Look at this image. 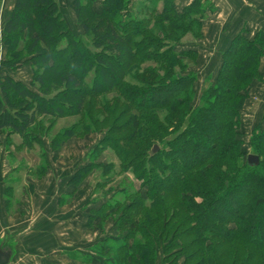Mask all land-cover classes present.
I'll return each mask as SVG.
<instances>
[{
  "label": "trees",
  "instance_id": "16d2710c",
  "mask_svg": "<svg viewBox=\"0 0 264 264\" xmlns=\"http://www.w3.org/2000/svg\"><path fill=\"white\" fill-rule=\"evenodd\" d=\"M72 5L81 35L60 0L15 1L3 27L1 66L30 65L33 76L30 84L1 78L0 132L8 141L19 134L20 148H34L60 118L74 117L50 137L52 149L74 136H105L73 184L94 169L105 184L128 171L142 181L145 194L129 185L123 199L92 209L89 225L99 218L104 226L110 208L120 215L117 236L94 244L102 264H264V127L249 138L258 165L248 163L240 138L242 111L262 79L264 33L234 38L194 104L199 53L184 44L202 37L212 3L195 0L181 12L174 0ZM107 149L119 159V173L114 163H97Z\"/></svg>",
  "mask_w": 264,
  "mask_h": 264
},
{
  "label": "rangeland",
  "instance_id": "374dc122",
  "mask_svg": "<svg viewBox=\"0 0 264 264\" xmlns=\"http://www.w3.org/2000/svg\"><path fill=\"white\" fill-rule=\"evenodd\" d=\"M99 6L100 3H97L98 8ZM64 17L66 19V15ZM76 25L69 26L76 35H81L83 30L77 22ZM185 40L191 41L185 42V48L198 50L200 47L202 53L197 64L192 67L197 73L194 100V104H197L203 87L215 80L218 71H216L217 68L208 67L214 63L213 59L208 58L209 55L205 49L209 43L205 45L201 43L198 46L197 42H193L195 40L192 37H186ZM263 119L258 118L251 122L247 120V122L253 128L258 125L264 127ZM75 120L74 117L60 118L50 137L56 135L60 129L74 123ZM243 130L245 131V128ZM244 131L241 130L240 138L244 142L243 149L250 154L249 138L253 130L249 135H246ZM14 136L10 141L7 139L6 142L0 143L3 149V151L0 150V157L2 156L0 173L4 174H0V234H2L0 238L9 241L16 251L15 262L12 261L11 264H77L70 260L71 258L82 264L89 258L95 259L93 255L81 252L105 236L116 237L115 220L120 215L116 212V208H110L107 210L108 219L103 223L104 226H98L99 218L94 224L89 225L92 209H98L105 203L114 204L117 199H123L124 188L129 185H133L145 194L146 189L142 181L137 179L132 171H128L123 175L115 176L113 181L105 184L106 176H103L102 170L94 169L74 191L76 196L62 202L60 196L67 188L66 182L80 167L91 163L94 147L101 142L105 136L104 133H92L84 137L74 136L55 150L51 148L48 136L43 139L47 141L50 150H45L44 145L40 147L38 143L34 148L20 149L18 145L20 139ZM96 161L97 163H114L116 173L121 171L120 161L111 149L105 150ZM42 165L47 168L44 172L40 169ZM9 182H11L9 185L11 188L4 191L6 183ZM68 250H75L78 254L67 256L66 251L71 253ZM91 251L96 254L93 248ZM159 256L161 258V252ZM100 258L103 259L101 262L105 260L103 257ZM97 261L99 262V258Z\"/></svg>",
  "mask_w": 264,
  "mask_h": 264
},
{
  "label": "crops",
  "instance_id": "0c3cea01",
  "mask_svg": "<svg viewBox=\"0 0 264 264\" xmlns=\"http://www.w3.org/2000/svg\"><path fill=\"white\" fill-rule=\"evenodd\" d=\"M15 1L16 0H0V80L5 76H12L17 80H20L26 84H30L33 76L32 67L30 65H27L23 69H19L17 71H12L1 66V60L4 59L6 54V48L3 45V27L6 20L10 16ZM174 1L177 10L181 12L184 8L192 4L195 0H174ZM203 1H208L212 3L214 6V11H209L207 17L203 21L202 37L193 42H197L198 46L201 43L204 45L206 43H209V45L206 46L205 49L208 52L209 55L208 58L210 60L213 59L214 63L212 66H208V67L214 69L217 68L216 71H219L222 63L223 53L230 47L234 38L238 34L243 33L248 39H254V37L258 32L264 33V0H203ZM60 5L63 15H66L67 23L70 26H75L77 19L73 10L72 0H60ZM203 40H205V43H203ZM198 53L200 57L202 55L200 47L198 48ZM205 56L207 55L205 54ZM260 73L262 75V79L254 81L252 88L250 90L249 98L246 102L245 108L242 111L241 117L243 121H242L241 130L243 132L244 131L243 128H245L244 132L246 133V135H249L251 131L254 129L253 126L247 122V120L251 122L252 120L254 121L257 120L258 118H264V58L261 61ZM7 135L8 133L0 132V143L7 141V137H8ZM13 135L17 136L18 139H20L18 145L19 147H21L22 137L19 134H12L11 137ZM43 145L45 150H50L47 146L46 140H44ZM20 149H24V147ZM0 150L3 151L1 146H0ZM51 152L53 153V151ZM1 175L4 174L2 173ZM71 180H72V175L70 176L69 180L66 182V187H67L66 190L60 196L62 202H64L68 198L70 200L71 198L76 196L74 195V191L78 189L80 185L76 186L75 184L71 183ZM10 183L11 182L6 183L7 186L4 189V191L11 188V186H9ZM9 233H10L9 230H7V234ZM1 235L2 234H0V237ZM95 243H93V245ZM93 245L92 246L89 245L91 247L88 246V248H86V250L84 251L86 253L84 252L81 253L89 254L91 256L93 255L94 257H96L94 261L98 262L97 258H99V262L98 263H95L94 261L93 263L83 262L84 264H100L101 260H103L102 258H100L91 251V249L94 247ZM0 249H3L6 252H11L12 253L11 263L12 261L15 262L16 251L13 248V245L9 243V241L0 238ZM68 251H70L71 253H68L66 251V253L68 254V255L66 254L67 256L72 254H78L75 250H68ZM70 260H73L77 264H81L80 261H79L80 263H78V261L74 258H71Z\"/></svg>",
  "mask_w": 264,
  "mask_h": 264
},
{
  "label": "water",
  "instance_id": "95a60500",
  "mask_svg": "<svg viewBox=\"0 0 264 264\" xmlns=\"http://www.w3.org/2000/svg\"><path fill=\"white\" fill-rule=\"evenodd\" d=\"M158 146H154V152H156ZM247 161L250 165H258L260 163V157L256 154L250 153L247 156ZM12 260V253L6 252L0 249V264H10Z\"/></svg>",
  "mask_w": 264,
  "mask_h": 264
}]
</instances>
